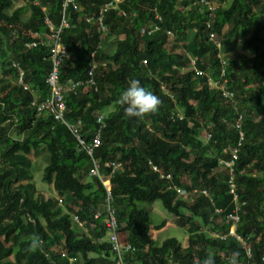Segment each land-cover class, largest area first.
<instances>
[{
	"label": "trees",
	"instance_id": "16d2710c",
	"mask_svg": "<svg viewBox=\"0 0 264 264\" xmlns=\"http://www.w3.org/2000/svg\"><path fill=\"white\" fill-rule=\"evenodd\" d=\"M27 1L29 14L23 19L24 7L7 12L12 0H0V264H68V257H74L71 264L111 262L108 244L97 240L104 235L105 190L97 177L87 174L91 158L104 175L108 162L121 165L109 177V191L123 229L119 242L126 240L127 232L131 251L124 255L126 264H201L209 254L215 264H227L234 251L239 252L238 264H261L264 0H208L214 3L212 10L198 0H121L106 10L102 33L85 19L109 0H74L75 8L68 5V26L59 34L68 54L58 78L79 83L64 92V113L68 121L79 120L77 133L85 145L99 128V144L90 156L62 123L30 104L48 94L45 78L51 59L44 19L58 24L61 0ZM153 22L158 30L141 32ZM245 33L239 41L241 52L234 57L226 44ZM108 37L110 52L99 50L98 44ZM35 40L34 46L25 44ZM90 51L98 61L94 88L81 84L87 78L84 58ZM12 62L32 91L18 83ZM132 79L160 98L156 114L130 118L115 103ZM95 113L103 116V126L96 123ZM238 113L243 139L230 170L223 161L229 160L237 141L233 122ZM201 128L208 132L204 141L198 136ZM43 148L47 161L41 179L54 193L48 196L36 192L30 171L31 156ZM152 165L168 173L169 180ZM230 175L239 208L234 230L246 240L248 256L233 239L213 236L230 226ZM169 184L181 187L183 194ZM155 200L173 216L175 227L186 232L184 246L174 236L159 243L151 237L147 213L138 203ZM95 211L97 218L92 217ZM72 212L85 220V231L73 224ZM162 226L163 221L155 229ZM33 233L43 241L41 251L28 248Z\"/></svg>",
	"mask_w": 264,
	"mask_h": 264
},
{
	"label": "built area",
	"instance_id": "2783aa9c",
	"mask_svg": "<svg viewBox=\"0 0 264 264\" xmlns=\"http://www.w3.org/2000/svg\"><path fill=\"white\" fill-rule=\"evenodd\" d=\"M121 0H109L105 2L102 6H100L94 16L88 17L85 20L86 21H91L92 24H96V29L100 33L104 32L105 26L103 25L102 21L104 18V14L107 9L109 8H114L116 7L117 3ZM198 2H201L203 4H207L208 10H212L214 8V3L209 2L208 0H198ZM68 5H72V7L75 8V3L74 0H61V17L59 19L58 24L54 25L49 22L46 18L44 19L45 24L47 25V30L48 32L45 34L46 38V44L48 47L49 51V58L51 59V68L50 71L48 72L45 82L48 86V94L47 97L41 101H35L31 100L30 104L32 107H34L36 112H41V111H46L49 113L52 118L56 121H59L62 123L65 128L73 135V137L76 139L77 143L80 145H83L86 153L90 156L92 152V148L97 146L99 144V128H97L92 136H91V143L89 144H84L83 140L77 133V126L79 124V120H73V121H68L65 118V105H64V99H63V94L66 91L72 90L76 85H78V82H73L71 79H65L62 82H59V66L61 64V61L64 59V57L67 56L68 52L66 51L65 46L60 42L59 40V34L61 31V28L67 27L68 22L67 18L65 16V8ZM123 13V12H121ZM154 18L159 22L161 21V17L158 14L154 15ZM209 26V22L206 24ZM159 29V25L155 22L149 25L148 28L142 29L141 32H145L146 34H150L151 32H154ZM166 34H169L168 31H166ZM208 38L212 39L213 38V33L209 32L208 33ZM36 43L35 41L31 42H26V45L34 46ZM218 46V43H216ZM99 45V44H98ZM96 52L95 51H90L84 58V63L86 64V75L87 78L81 83L85 84L87 87H93L94 88V80L92 77V74L98 65V61L96 60ZM221 62H223L221 60ZM103 64V63H102ZM12 66H15L18 71V77L17 81L18 83L21 84L23 89H29V86L22 81V70L21 68L18 67L17 63L12 62ZM32 91V89H29ZM224 95H228L229 97L231 96V92H224ZM95 121L99 126H103V116L99 113H95ZM241 121H242V115L241 114H236L234 117V122L233 126L237 130V141L236 144L234 145L230 158L228 161H223V164L226 167H229L231 170V165L233 163V160L236 158V151L238 150V146L243 139V131L241 130ZM109 171L107 172L106 175L99 173L98 172V165L95 162L94 159L91 158V168L88 170V175L89 177H97L98 180L101 182L105 193H104V203L105 206L103 208V226H104V235L102 237H97L98 241H105L110 249V252L112 254L111 262L109 264H126L122 256L126 252H130V247L128 244L127 236L126 240L124 242H118V235L123 232V229H119L118 223H117V218L115 216L114 208L111 206V201H112V195L109 191L110 188V181L109 177L111 174H113L116 170H121V165L118 161H110L108 162ZM151 169L159 172V176L165 178L166 180H169L170 176L168 173H163L159 171V168L155 165L151 166ZM228 188H229V193L232 194V199L234 202V208L231 212H229L226 215L227 220L230 222V226L228 227V230L226 233H222L220 235L218 234H213V236L222 238V239H228L231 238L235 242L239 243L242 248H244L246 255L248 256L249 253V248L247 244L245 243V239L240 236L238 233L235 232L234 226L235 223L238 221V204H237V196L236 193L234 192V184L232 182V176L230 175L228 180ZM168 188H172L175 190L176 194L180 195L183 194V189L177 185L174 184H169ZM203 194L206 195L205 190H201ZM58 203H61V198H57ZM217 212V209L214 210ZM99 216V211H95L92 215L93 218H97ZM71 220L73 224L76 225V227L80 229L85 228V220L80 219L77 214L71 213L70 214ZM90 226V225H89ZM127 235V232H126ZM64 253H61V256H63ZM68 264H71L74 261V257H68L67 258ZM261 264H264V256L261 258ZM249 264H253V262H250Z\"/></svg>",
	"mask_w": 264,
	"mask_h": 264
},
{
	"label": "rangeland",
	"instance_id": "374dc122",
	"mask_svg": "<svg viewBox=\"0 0 264 264\" xmlns=\"http://www.w3.org/2000/svg\"><path fill=\"white\" fill-rule=\"evenodd\" d=\"M18 6L24 7L25 10L23 12L22 18L25 19L27 15L29 14L27 0H12L11 7L8 8L6 11L11 12L14 8ZM247 34L245 33L244 35L242 34L241 36L237 35L231 42L226 44V48H227L226 50H229V52H232L234 57H236L237 53L241 52L240 43H239L241 37L246 36ZM110 39H112V37L111 38L108 37V39L104 38V40H102V42L99 43L98 45L99 50L106 49L107 51L110 52L111 47H109L107 43V41ZM207 133L208 132L205 129L201 128L198 136L201 140L204 141L206 140ZM20 137L21 135L18 136V138ZM1 148H2V145L0 144V149ZM46 161H47L46 152H45V149L43 148L39 150V153L37 155L31 156V162H30V171L32 174V181L34 183L35 190L36 192L41 193L43 196L54 194L51 186L47 182L42 181L41 179L42 170L46 164ZM57 204H60V203H58L57 201ZM138 206L143 207L145 209L147 216H148L147 222H148L149 229H150V235L152 238H154V240L157 243H159L165 237L174 236L178 240H180L182 246H184L185 241H186V236H187L186 232L180 227H175L174 222H173V216L167 213L161 207V204L158 200H155L149 204L139 202ZM162 221H163V226L158 229H155V226L158 225ZM82 230L85 231V228ZM245 243L247 244L246 241Z\"/></svg>",
	"mask_w": 264,
	"mask_h": 264
},
{
	"label": "clouds",
	"instance_id": "9594fccd",
	"mask_svg": "<svg viewBox=\"0 0 264 264\" xmlns=\"http://www.w3.org/2000/svg\"><path fill=\"white\" fill-rule=\"evenodd\" d=\"M115 103L123 108L125 116L130 118H143L156 114L161 105V100L157 95L141 86L139 80L132 79L128 82V88L122 92ZM207 138L208 134H206ZM27 239L28 248L31 251L37 252L43 249V241L38 233L31 234ZM238 257L239 252L234 251L227 258V264H238ZM201 264H215L214 255L209 254L206 256Z\"/></svg>",
	"mask_w": 264,
	"mask_h": 264
},
{
	"label": "bare ground",
	"instance_id": "6f19581e",
	"mask_svg": "<svg viewBox=\"0 0 264 264\" xmlns=\"http://www.w3.org/2000/svg\"><path fill=\"white\" fill-rule=\"evenodd\" d=\"M117 241H118V240H117ZM118 242H119V241H118ZM126 253H129V252H126ZM126 253H125V254H126ZM125 254H124V255H125ZM124 255L122 256V259H123V261L125 262V260H124ZM125 263H126V262H125Z\"/></svg>",
	"mask_w": 264,
	"mask_h": 264
},
{
	"label": "crops",
	"instance_id": "0c3cea01",
	"mask_svg": "<svg viewBox=\"0 0 264 264\" xmlns=\"http://www.w3.org/2000/svg\"><path fill=\"white\" fill-rule=\"evenodd\" d=\"M127 236V235H126Z\"/></svg>",
	"mask_w": 264,
	"mask_h": 264
}]
</instances>
